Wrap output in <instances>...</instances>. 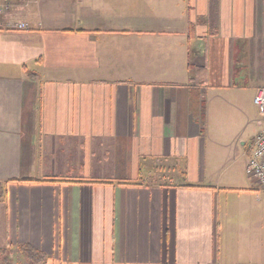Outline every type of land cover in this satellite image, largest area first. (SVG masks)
<instances>
[{
  "label": "crops",
  "instance_id": "1",
  "mask_svg": "<svg viewBox=\"0 0 264 264\" xmlns=\"http://www.w3.org/2000/svg\"><path fill=\"white\" fill-rule=\"evenodd\" d=\"M17 23L0 28L8 264H29L21 245L42 264H264L245 172L264 87L242 62L264 0H0ZM102 141L116 179L64 175Z\"/></svg>",
  "mask_w": 264,
  "mask_h": 264
},
{
  "label": "rangeland",
  "instance_id": "2",
  "mask_svg": "<svg viewBox=\"0 0 264 264\" xmlns=\"http://www.w3.org/2000/svg\"><path fill=\"white\" fill-rule=\"evenodd\" d=\"M261 28L260 26L252 28L248 43L244 47V58L242 62L247 67L248 72L257 78L258 83L264 87V71L263 66H261L264 63V43L261 44ZM237 56L238 51L235 52V60H238ZM104 142H94L88 152L85 148L82 149L81 147L72 149L71 153L66 157L73 164L67 165L69 171H66L64 175L76 178L90 176L92 178L116 179L120 172L118 163L115 156L111 154V145L107 143L103 144ZM79 153H81L80 160ZM87 154L89 155V160L87 161L88 171H84L82 164L87 159ZM78 160L80 164H78Z\"/></svg>",
  "mask_w": 264,
  "mask_h": 264
},
{
  "label": "built area",
  "instance_id": "3",
  "mask_svg": "<svg viewBox=\"0 0 264 264\" xmlns=\"http://www.w3.org/2000/svg\"><path fill=\"white\" fill-rule=\"evenodd\" d=\"M5 27L24 29L26 26L23 23L12 25L0 24V28ZM253 104L264 117V88L257 90L253 96ZM245 172L249 177L255 178L258 185L264 189V125L255 135L250 145V154L245 166Z\"/></svg>",
  "mask_w": 264,
  "mask_h": 264
},
{
  "label": "trees",
  "instance_id": "4",
  "mask_svg": "<svg viewBox=\"0 0 264 264\" xmlns=\"http://www.w3.org/2000/svg\"><path fill=\"white\" fill-rule=\"evenodd\" d=\"M3 195V187L0 185V199ZM19 249L29 264H42L45 261V256L42 253L34 250L28 245H21ZM0 257L4 264H8V254L6 250L0 251Z\"/></svg>",
  "mask_w": 264,
  "mask_h": 264
}]
</instances>
